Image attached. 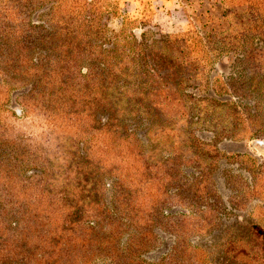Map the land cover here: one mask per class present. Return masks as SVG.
Instances as JSON below:
<instances>
[{
    "label": "rangeland",
    "instance_id": "obj_1",
    "mask_svg": "<svg viewBox=\"0 0 264 264\" xmlns=\"http://www.w3.org/2000/svg\"><path fill=\"white\" fill-rule=\"evenodd\" d=\"M31 1H0V264H264V0Z\"/></svg>",
    "mask_w": 264,
    "mask_h": 264
},
{
    "label": "trees",
    "instance_id": "obj_2",
    "mask_svg": "<svg viewBox=\"0 0 264 264\" xmlns=\"http://www.w3.org/2000/svg\"><path fill=\"white\" fill-rule=\"evenodd\" d=\"M12 1L13 3H17V4H19L21 1L30 2L28 3L29 4L28 6L34 3L31 0H12ZM6 10H7V7L4 8V11ZM251 10L252 11H250V13H253L255 9L251 8ZM2 16L3 15L1 14V8H0V17ZM258 20H260V25H259L260 32L264 35V14L260 13V19L258 18ZM4 28L6 27L2 26V21L0 19V74L10 75L9 78H12V80L11 81L9 80L7 82L10 84V89L13 90V89H17L20 87L19 84H17L20 70L18 68L19 67L18 66V56H16L18 45L20 43L16 39H14L13 36H11L12 32H10L9 30L6 32ZM4 52L6 55L11 56V57H6L4 55ZM259 83L264 84L262 80ZM34 88L36 87L34 86ZM102 99H105L104 103L103 104L101 103L102 112L103 113L111 112L113 109V105L111 102L113 98L111 97V95H109L108 97L102 98ZM211 101H214V100L212 99ZM222 105H225V104H221V106ZM60 106L61 105H58V108H57L58 113H61ZM213 106L216 107V105H213ZM226 120L229 124L231 121H233L232 117L231 118L226 117ZM253 229L255 233L260 235V237L264 240V230L257 227L256 225L253 226Z\"/></svg>",
    "mask_w": 264,
    "mask_h": 264
}]
</instances>
